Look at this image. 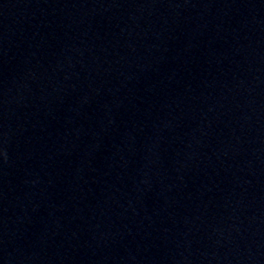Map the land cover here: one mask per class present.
<instances>
[{"label": "water", "instance_id": "obj_1", "mask_svg": "<svg viewBox=\"0 0 264 264\" xmlns=\"http://www.w3.org/2000/svg\"><path fill=\"white\" fill-rule=\"evenodd\" d=\"M0 264H264V93L0 55Z\"/></svg>", "mask_w": 264, "mask_h": 264}]
</instances>
